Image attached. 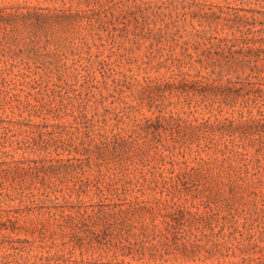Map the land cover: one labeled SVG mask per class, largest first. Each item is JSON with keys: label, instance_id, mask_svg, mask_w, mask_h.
Instances as JSON below:
<instances>
[{"label": "rangeland", "instance_id": "obj_1", "mask_svg": "<svg viewBox=\"0 0 264 264\" xmlns=\"http://www.w3.org/2000/svg\"><path fill=\"white\" fill-rule=\"evenodd\" d=\"M0 264H264V0H0Z\"/></svg>", "mask_w": 264, "mask_h": 264}]
</instances>
